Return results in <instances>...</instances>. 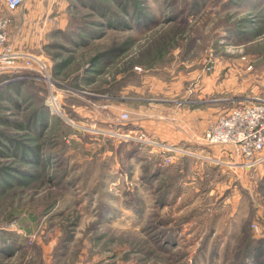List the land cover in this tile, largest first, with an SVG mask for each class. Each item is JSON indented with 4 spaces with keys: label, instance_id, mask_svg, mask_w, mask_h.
Segmentation results:
<instances>
[{
    "label": "rangeland",
    "instance_id": "1",
    "mask_svg": "<svg viewBox=\"0 0 264 264\" xmlns=\"http://www.w3.org/2000/svg\"><path fill=\"white\" fill-rule=\"evenodd\" d=\"M0 19L14 51L46 62L60 102L52 115L28 69L0 73V264H264V164L204 141L264 103V0H25L14 12L0 0ZM154 116L229 155L133 128L169 132ZM149 142L195 156L170 175L177 160L161 165ZM171 194L183 198L161 207Z\"/></svg>",
    "mask_w": 264,
    "mask_h": 264
},
{
    "label": "built area",
    "instance_id": "2",
    "mask_svg": "<svg viewBox=\"0 0 264 264\" xmlns=\"http://www.w3.org/2000/svg\"><path fill=\"white\" fill-rule=\"evenodd\" d=\"M7 9L11 12L18 10L23 6L25 0H4ZM9 20L0 19V73L17 74L20 69L25 68L37 75L48 83L50 98L48 100V109L53 115L60 113V102L54 95L53 77L46 62L32 54H19L14 51L12 45L7 39L6 28ZM20 60V61H19ZM128 118L127 113L120 115L121 120ZM120 140L131 139L129 135L120 136ZM143 136L141 135L140 140ZM207 144L223 145L233 147L236 154L242 157L244 161L239 163L242 167L248 169L256 168L264 164V103H258L257 106H245L244 108L234 109L226 117H222L216 125L210 129L204 140ZM154 144L160 149L161 165L165 166L174 162L177 157L182 155L195 156L191 153L178 149L173 145ZM232 150V149H231ZM257 228V227H256Z\"/></svg>",
    "mask_w": 264,
    "mask_h": 264
},
{
    "label": "crops",
    "instance_id": "3",
    "mask_svg": "<svg viewBox=\"0 0 264 264\" xmlns=\"http://www.w3.org/2000/svg\"><path fill=\"white\" fill-rule=\"evenodd\" d=\"M46 10H45V13L47 14V13H51V12H55V11H57V8H55V9H51V6H48V7H46L45 8ZM64 9H66V8H64ZM63 8H61V11H59L60 13H65V12H67L66 10H64ZM53 10V11H52ZM63 10V11H62ZM43 23H45L44 25L46 26V24H48V22L47 21H43ZM39 24V23H38ZM53 25H55L54 26V28L56 29V30H64V26H65V23H61L60 21L59 22H57V23H55V24H53ZM39 26H42V25H40L39 24ZM33 30V29H32ZM36 37H35V35H34V33H33V35H31V41L33 42V39H35ZM26 40H27V42L28 41H30V35H26ZM30 53V52H29ZM60 62V61H59ZM58 62V63H59ZM48 64H49V62H48ZM50 67H51V69H52V66L51 65H49ZM57 67L56 68H58V65H56ZM53 75H55L54 73H53ZM155 101V100H154ZM158 102H170V101H165V100H161V101H158ZM172 103V102H171ZM176 114V113H175ZM177 115V114H176ZM164 116V115H163ZM163 116H154L152 119L156 122V123H158L159 125H162V121H167V123L168 124H170L171 125V129H170V131L169 132H162V131H156V130H154V129H151L150 127H152L151 125H149V123H148V121H145V120H143V121H138L137 122V127H133V128H135V129H139L140 131H145L146 133H148V134H153V135H155L156 137H158V138H160V139H162V135L164 134V136L166 137V138H168L169 136L170 137H173V138H168L169 139V141H172L173 142V144H175V143H179V142H183L184 141V143L186 144V145H188L190 148H192V149H195V148H197V149H200V152H197L198 153V155H201V156H204V157H206V158H210V157H212V159H215V158H217V157H221V156H223V154H225L226 156H228L229 154H228V151H229V149H228V151H227V149H226V151H225V149L223 150L221 147H219V146H205V145H203V144H201L198 140H196L195 139V135H194V133L190 136L188 133H186L187 134V137H185L184 138V136H180V137H178V135H177V133H175L174 134V131L172 130V128L175 126H177L178 125V123H174V120L171 118L170 120H165V117H163ZM178 116V115H177ZM177 116H176V118H177ZM158 118H159V121H158ZM164 118V119H163ZM154 122V123H155ZM175 122H177V121H175ZM144 128V129H143ZM130 133V132H129ZM175 135V136H174ZM209 156V157H208ZM178 158L179 157H177L176 158V160L177 161H175L174 163H173V165L171 166V167H169L168 169H169V172H170V175L172 174V170H174V169H180V171L179 172H183L182 171V168H179V162H181L182 160H178ZM184 159V158H183ZM205 159V158H204ZM203 163V164H202ZM202 163H201V167H197V169H198V174H197V176L199 177V178H201V176H203L204 175V166H209V165H205V164H210V162H207V161H205V160H202ZM193 168V170H194V167H192ZM200 171L202 172L201 174H200ZM163 172H165V171H163ZM162 171H160V178H162V173H163ZM185 173V172H184ZM194 173V172H193ZM196 174V173H195ZM163 175H165V174H163ZM184 176V175H183ZM194 179V178H193ZM180 181V180H179ZM186 184V183H185ZM184 189H185V187H184ZM181 198H183V195L182 194H176V195H173L172 196V194H171V197L169 198V199H165L164 200V202H163V204H161V207H166V208H169V207H171L172 208V206H174V205H177V201H175V200H180ZM180 202V201H179ZM187 207V206H186ZM185 207V208H186ZM180 214L182 213V211L181 212H179Z\"/></svg>",
    "mask_w": 264,
    "mask_h": 264
},
{
    "label": "trees",
    "instance_id": "4",
    "mask_svg": "<svg viewBox=\"0 0 264 264\" xmlns=\"http://www.w3.org/2000/svg\"><path fill=\"white\" fill-rule=\"evenodd\" d=\"M101 13H103V11H101ZM103 15H105V14H103ZM102 17H103V18H106V16H102ZM106 19H107V18H106ZM108 22H109V23H108ZM108 22L106 21L105 23L108 24V25H110V26L113 28L114 25H115V24H113V23H115V22H113L112 20H110V21H108ZM105 23H104V22L101 23L100 26H102V25L105 24ZM115 28H117V27H115Z\"/></svg>",
    "mask_w": 264,
    "mask_h": 264
}]
</instances>
